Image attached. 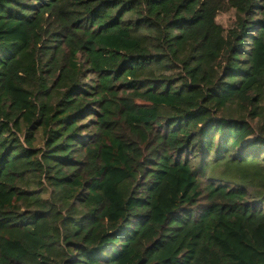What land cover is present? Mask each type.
I'll list each match as a JSON object with an SVG mask.
<instances>
[{
	"label": "trees",
	"instance_id": "obj_1",
	"mask_svg": "<svg viewBox=\"0 0 264 264\" xmlns=\"http://www.w3.org/2000/svg\"><path fill=\"white\" fill-rule=\"evenodd\" d=\"M0 264H264V0H0Z\"/></svg>",
	"mask_w": 264,
	"mask_h": 264
},
{
	"label": "rangeland",
	"instance_id": "obj_2",
	"mask_svg": "<svg viewBox=\"0 0 264 264\" xmlns=\"http://www.w3.org/2000/svg\"><path fill=\"white\" fill-rule=\"evenodd\" d=\"M253 139H249L248 142L252 141Z\"/></svg>",
	"mask_w": 264,
	"mask_h": 264
}]
</instances>
